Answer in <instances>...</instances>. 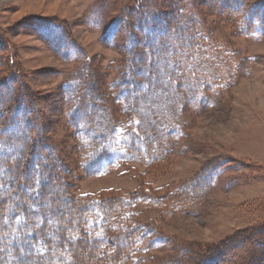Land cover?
<instances>
[{
    "label": "rangeland",
    "instance_id": "rangeland-1",
    "mask_svg": "<svg viewBox=\"0 0 264 264\" xmlns=\"http://www.w3.org/2000/svg\"><path fill=\"white\" fill-rule=\"evenodd\" d=\"M169 1L153 3L167 21L175 8ZM183 1L179 13L195 20L203 38L186 50L168 43L151 70L154 96L136 113L113 87L138 63L130 53L141 44L131 42L134 22L120 20L139 0H0V81L17 73L15 87L26 92L44 140L36 151L41 156L49 151L44 144L52 147L73 184L68 191L135 194L134 219L154 240L142 264H264V35L249 39L239 32L241 16L228 7L238 0ZM147 34L145 44L158 38ZM63 46L76 48L72 58ZM80 70L93 79L98 108L110 106L107 145L117 162L93 176L81 171L86 152L65 98V83ZM143 119L166 127L167 141L135 154L129 141L134 131L145 137Z\"/></svg>",
    "mask_w": 264,
    "mask_h": 264
},
{
    "label": "trees",
    "instance_id": "trees-1",
    "mask_svg": "<svg viewBox=\"0 0 264 264\" xmlns=\"http://www.w3.org/2000/svg\"><path fill=\"white\" fill-rule=\"evenodd\" d=\"M183 2H168L169 7H175L169 21L158 3L153 4L155 0L135 2V7L128 9L120 20L126 24L134 22L132 28L138 32L131 28V42L141 41L139 49L130 52H135L133 60L138 63L132 61L124 77L113 87L118 100L133 113L154 96L156 85L152 73L156 72L157 58H165L168 43L171 41L177 47L181 44L186 50L203 38L196 33L195 20L179 13L181 9L185 11ZM243 3L238 0L228 7L241 16L238 24L243 37L256 39L264 35V1L251 7ZM175 5L180 6L177 9ZM147 32L158 38L145 44L142 34L148 35ZM106 37L113 38L112 34ZM156 46L162 51L158 55L154 52ZM62 50L72 58L76 48L63 46ZM152 56L155 57L153 69L149 64ZM186 70L193 79V72L186 67L183 73ZM73 75L64 89L70 106L69 123L80 148L86 152L79 161L81 171L86 176L108 172L117 164L107 145L110 106L105 104L100 109L99 102L92 99L96 90L89 73L80 70ZM18 78L14 72L0 81V264H9L5 259L12 255L18 259L15 264H142L154 247V240L148 226L134 219L135 194L82 196L76 193L77 188L75 192L68 191L67 185L73 184L62 176L66 169L57 162L52 147L44 144L49 151L41 156L36 151L44 140L34 122L35 112L26 92L15 87ZM91 107L93 112L89 111ZM156 112L165 115L163 110ZM163 128L166 129L156 121L147 120L144 138L133 132L129 141L131 150L135 154L155 150L156 143L167 141ZM141 145H145V150L142 151ZM259 232L261 228L255 234Z\"/></svg>",
    "mask_w": 264,
    "mask_h": 264
}]
</instances>
